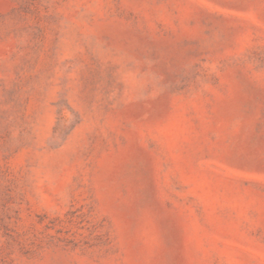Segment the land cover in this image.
Wrapping results in <instances>:
<instances>
[{
	"label": "rangeland",
	"instance_id": "obj_1",
	"mask_svg": "<svg viewBox=\"0 0 264 264\" xmlns=\"http://www.w3.org/2000/svg\"><path fill=\"white\" fill-rule=\"evenodd\" d=\"M0 264H264V0H0Z\"/></svg>",
	"mask_w": 264,
	"mask_h": 264
}]
</instances>
